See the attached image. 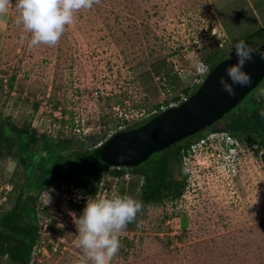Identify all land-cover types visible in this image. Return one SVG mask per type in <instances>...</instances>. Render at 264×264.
Here are the masks:
<instances>
[{"label":"rangeland","instance_id":"374dc122","mask_svg":"<svg viewBox=\"0 0 264 264\" xmlns=\"http://www.w3.org/2000/svg\"><path fill=\"white\" fill-rule=\"evenodd\" d=\"M12 4L0 18V120L53 142L71 139L77 152L105 144L188 98L206 74L199 61L209 68L234 55L233 43L256 31L247 44L254 50L264 42V0H100L75 13L56 46L30 49V34L17 23ZM255 95L254 105L264 110V79L247 96ZM246 99L211 128L134 167L153 165L161 177L164 171L183 176L182 197L146 203L144 179L133 169L115 177L102 164L88 166L84 172L99 169L102 175L94 195L129 194L143 205L121 234L122 247L111 264H264V147L238 138L230 151L227 139L209 137L214 130L229 131L235 113L248 115ZM179 146L187 148L178 154ZM44 177L27 173L11 156L1 158L0 187L9 185L10 191L0 196V217L24 186ZM72 182L61 178L39 191L32 205L39 239L28 264H77L82 256L68 214L81 215L94 195ZM0 264L16 263L0 255Z\"/></svg>","mask_w":264,"mask_h":264},{"label":"trees","instance_id":"16d2710c","mask_svg":"<svg viewBox=\"0 0 264 264\" xmlns=\"http://www.w3.org/2000/svg\"><path fill=\"white\" fill-rule=\"evenodd\" d=\"M256 35L257 31L242 39L247 43L250 38ZM232 49L234 48L232 47ZM231 57H236L235 50L232 56L218 58L215 63L211 64L209 71ZM183 92L185 97H187V89H184ZM247 95L245 98H247L248 115L240 112L235 113L234 120L226 128L231 135L239 139H252V142L264 147V115H261L264 110L260 103L257 106L254 105V101L257 100L258 96L248 97ZM180 99L179 97L175 98L176 101H180ZM159 108L160 105H156L154 109L157 110ZM230 112L224 116H229ZM118 133L120 132L116 134ZM103 144L91 150L77 152L72 150L74 149V143L71 139L53 142L44 134H37L25 128H17L13 124L0 120V159L11 156L20 162L27 173L35 170L36 173L39 172L45 176L41 182L38 178L32 184L24 186L16 196L13 207L0 217V255L7 256L10 261L16 264H28L32 259L33 249L38 242L40 229L37 215L32 205L37 201L40 190L47 188L58 179L69 178L76 180L75 183L72 182L74 189L81 190L83 194L94 195L99 189L102 175H99L101 172L99 169L96 172H84L90 165L96 167L102 164L109 175L115 177L124 176L126 173L125 167L117 169L108 166L99 159L98 154ZM185 148L182 146L177 147L178 154H181V151ZM134 167H128V169H133L134 173L137 172L144 179L140 190L141 197L146 203H158L179 194L177 178L168 176L166 174L167 171H164V175L161 177L153 165L149 169Z\"/></svg>","mask_w":264,"mask_h":264},{"label":"clouds","instance_id":"9594fccd","mask_svg":"<svg viewBox=\"0 0 264 264\" xmlns=\"http://www.w3.org/2000/svg\"><path fill=\"white\" fill-rule=\"evenodd\" d=\"M99 3L100 0H15L14 7L19 11L17 23L22 24L24 32L30 34L28 47L32 49L39 45L56 46L66 26L73 24L75 13L81 9L90 10L93 5ZM10 7H13L12 0H0V18L8 12ZM232 47L237 60L225 69L231 83L223 77L219 78V84L229 96L235 95L233 85L243 87L250 84L251 76L244 71V66L246 62L252 60L254 52L243 39L235 41ZM259 56L264 59V51L259 52ZM199 66L203 73L209 72L208 66L203 61H199ZM184 100L178 102V105ZM261 115H264V112ZM235 138L238 139V137ZM231 147L234 145L230 144L229 148ZM46 195V204H48L51 197L47 192ZM256 202H258V195ZM142 207V201L129 194L113 193L110 196L105 194L87 197L81 215L77 217L74 212L70 213L77 229V246L82 249V256L77 264H111V260L122 247L121 234L127 229L128 224L135 222Z\"/></svg>","mask_w":264,"mask_h":264},{"label":"water","instance_id":"95a60500","mask_svg":"<svg viewBox=\"0 0 264 264\" xmlns=\"http://www.w3.org/2000/svg\"><path fill=\"white\" fill-rule=\"evenodd\" d=\"M252 60L246 62L244 71L251 76L247 86L233 85L234 96H229L219 84L223 77L231 83L225 69L236 63L231 57L209 71L192 95L176 107L169 108L146 123L122 131L105 142L99 159L112 167H134L145 162L154 152L211 127L234 109L264 78V43L253 50ZM123 157L122 159L119 157Z\"/></svg>","mask_w":264,"mask_h":264},{"label":"built area","instance_id":"2783aa9c","mask_svg":"<svg viewBox=\"0 0 264 264\" xmlns=\"http://www.w3.org/2000/svg\"><path fill=\"white\" fill-rule=\"evenodd\" d=\"M184 99L185 98H182V100H184ZM176 105L177 104H175V106ZM170 107H173V106H170ZM210 135L211 136H209V137H214L216 139L219 138L221 140L227 139L228 140V143L233 144V145L235 143V145H239L237 138L231 136L230 133L227 132V131L226 132H224V131H218V132L217 131H213L212 133H210ZM200 142H204V139H201ZM99 146H101V144H98V146H96V147H99ZM189 147L191 149L192 145H190ZM229 150L230 151L235 150V146L229 148ZM117 169H119V168H117ZM7 191H10L9 185H5L3 187H0V196L4 198L5 195L7 194ZM69 213H71V211ZM68 215L71 216L70 214H68ZM59 247H60L59 244L53 245V246H51V250L54 251V252L55 251H58L59 250Z\"/></svg>","mask_w":264,"mask_h":264},{"label":"flooded vegetation","instance_id":"af4514ba","mask_svg":"<svg viewBox=\"0 0 264 264\" xmlns=\"http://www.w3.org/2000/svg\"><path fill=\"white\" fill-rule=\"evenodd\" d=\"M247 140V138H243L242 139V141H246ZM181 173H182V170H181ZM183 174V173H182ZM177 181H178V195L177 196H179V197H182L183 196V193H184V189H185V185L186 184H184V182L186 181V180H184V178H183V176H182V178H179V179H177Z\"/></svg>","mask_w":264,"mask_h":264},{"label":"crops","instance_id":"0c3cea01","mask_svg":"<svg viewBox=\"0 0 264 264\" xmlns=\"http://www.w3.org/2000/svg\"><path fill=\"white\" fill-rule=\"evenodd\" d=\"M252 5H253V4H252ZM252 5H250L249 9L252 11V15H253V14H255V13L257 12V10L255 9V6H254V5L252 6ZM255 11H256V12H255ZM260 11L264 13V9H261ZM260 11H259V12H260ZM261 12H260V13H261ZM221 27H222V26H221ZM222 31H223V33L226 35V33H225V31L223 30V28H222Z\"/></svg>","mask_w":264,"mask_h":264}]
</instances>
